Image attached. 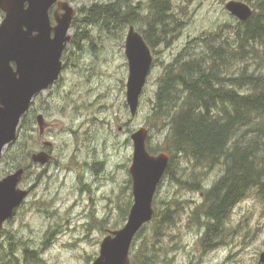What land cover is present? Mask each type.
<instances>
[{"label":"rangeland","instance_id":"rangeland-1","mask_svg":"<svg viewBox=\"0 0 264 264\" xmlns=\"http://www.w3.org/2000/svg\"><path fill=\"white\" fill-rule=\"evenodd\" d=\"M94 1L115 0L77 2L89 6ZM130 1L135 5L138 0ZM227 1L230 0H174L172 11L181 25L167 31L152 49L153 64L134 116L130 114L125 97L128 64L124 42L128 25L114 24L107 28L96 23L86 27L79 22L85 17H76L78 26L69 30L74 42L69 41L68 50L66 48L62 56L64 68L58 80L39 92L37 99V107L50 113L47 121L52 126L50 137L46 138L58 146L55 152L59 161L46 169L47 174L32 168L28 175L33 188L29 197L0 230V241L7 240L6 245L8 239L13 241L18 255L22 256L28 247L42 261L24 264H88L98 256L100 242L108 231L124 225L127 215L123 216V211L127 205L129 211L133 202L128 172L133 153L130 134L140 127L148 128L146 146L154 150L151 154L161 152L158 148L164 142L166 131L152 127L148 118L157 80L164 66L183 52L186 44L189 46L186 47L187 56L191 57L193 50L198 54L196 48L201 45L189 44L190 41L219 26L235 27L238 19L226 10ZM137 13L143 15V21L139 18L131 25L138 29L143 27L144 21L148 25L147 10L140 8ZM163 13L170 15L166 9ZM36 137H39L38 126H33L29 135L25 120H21L17 140L11 143L14 163L24 162V144ZM8 158L9 145L0 158V174L9 170ZM80 159L89 162L81 165ZM178 164L185 168L187 180L196 176L200 188H180L165 177L159 183L154 195L159 208L171 199L180 200L174 225L165 229L166 236L155 247L163 259L161 264H258L264 250L262 204L254 196L240 201L223 227L224 234L204 242L207 220L196 215V207L202 202L200 191L211 186L224 171L221 167L204 168L180 157ZM175 167L174 162L172 169ZM85 182L88 186H83ZM37 194L42 201L36 199ZM172 204L175 206L174 202ZM149 226L145 227V234L150 232ZM142 247V241L136 238L131 252Z\"/></svg>","mask_w":264,"mask_h":264},{"label":"trees","instance_id":"trees-1","mask_svg":"<svg viewBox=\"0 0 264 264\" xmlns=\"http://www.w3.org/2000/svg\"><path fill=\"white\" fill-rule=\"evenodd\" d=\"M127 1L92 4L85 9L84 21L79 22L86 27L96 23L107 28L114 24L130 25L134 23L131 11L135 7ZM244 1L253 9L246 21H237L233 28L225 25L203 33L189 42L201 45L196 48L198 54L193 50L189 57V50H184L164 66L148 115L152 127L166 131L158 148L170 156L165 178L180 188H200L196 176H190L191 181L185 178L179 157L204 168L221 167L224 171L202 190V202L196 207L197 216L212 222L207 224L204 242L224 234V223L232 208L245 198L254 196L264 211V0ZM154 7V12L147 16L148 31L161 40L167 31L179 28L181 21L175 13H163L168 10V3L160 2ZM73 26H78L76 18ZM143 37L150 47L155 46L153 38L145 34ZM147 150L154 151L150 146ZM174 162L176 167L172 169ZM172 203L159 208L157 200H153L152 220L134 238H139L143 247L130 253L131 264H161L163 259L155 247L166 236L165 229L174 225L180 209L178 200ZM128 212L127 205L123 216ZM148 225L150 232L145 234ZM147 243L151 246H144ZM6 244L7 240L0 241V264L42 262L33 249L26 247L20 256L14 251L13 241L8 239Z\"/></svg>","mask_w":264,"mask_h":264},{"label":"water","instance_id":"water-1","mask_svg":"<svg viewBox=\"0 0 264 264\" xmlns=\"http://www.w3.org/2000/svg\"><path fill=\"white\" fill-rule=\"evenodd\" d=\"M56 0H0L5 17L0 22V158L3 149L17 139L18 126L31 101L47 89L61 73V56L70 41L74 11L59 3L64 13L52 25L49 8ZM27 4V6L25 5ZM226 10L240 21L252 15L251 7L230 0ZM124 54L128 64L125 83L126 104L134 116L140 95L153 63L150 48L130 25L125 36ZM39 127L42 126L39 116ZM148 129L140 127L130 135L133 153L128 168L132 181L133 203L124 225L108 231L101 240L98 256L88 264H130V248L137 232L152 220L153 197L169 162V154H150L146 149ZM33 161L48 162L47 154L33 155ZM23 168L0 179V228L25 199L27 191L18 187ZM264 263V250L259 255Z\"/></svg>","mask_w":264,"mask_h":264},{"label":"flooded vegetation","instance_id":"flooded-vegetation-1","mask_svg":"<svg viewBox=\"0 0 264 264\" xmlns=\"http://www.w3.org/2000/svg\"><path fill=\"white\" fill-rule=\"evenodd\" d=\"M77 1L78 0H56V2H54V4L48 10V18L50 19L51 24L55 25V19L56 18H61L62 14L64 13L63 9L59 7V3L60 2L61 3L66 2V3H68L71 6V8L74 11V16H73L74 18H76L77 16H80V15L84 16L85 15V9L88 6H86L85 3H79ZM124 1H127V0H124ZM127 2H129L131 7H135L134 11H131L129 9L131 11L132 18L134 17L133 18L134 22L137 21L139 18H140L141 21H143V15L140 14V13H137V11L140 12V8H141L142 11L144 9H146L148 14L150 15L152 12H154V8H155L154 6H157L158 3H160V2L168 3V8L167 9L170 12V14L174 15V12L172 11V9L174 8V0H138V1H135V5L130 0H128ZM95 3H102V1L101 2L94 1L89 6H91L92 4H95ZM103 3H106V2H103ZM25 5L27 6V4H25ZM124 6L126 7L125 9L128 10V7H127L128 4H125ZM141 15H142V17H141ZM137 16H138V18L136 19ZM4 17H5V12L0 8V22H1V20ZM144 23H145V21H144ZM144 23H141V25L143 26L142 28L138 29V28L134 27L135 30L142 37L145 34V35H149L150 38H153L154 45H157V43L159 44V42L161 40H157L154 37H152L149 34L150 32L148 31V25H145ZM130 25H128V26H130ZM127 31H128V28H127ZM143 39H144V37H143ZM70 41H71V43L74 42V39L72 38V36H71V40ZM144 41L147 44V46L150 48V51L152 52V49L154 48V46L150 47V45L146 42L145 39H144ZM186 47H189V46L186 44V46H184L182 51L186 50L187 49ZM66 48H65V50H66ZM65 50H64L63 54H65ZM67 50H68V48H67ZM63 54H62V56H63ZM152 54H153V52H152ZM61 59L63 61L62 62L63 63L62 69H63L64 68V60H63L62 57H61ZM39 96H40V93L37 94L33 98V100L31 101V104L29 106V109L27 110V112L23 116V118L25 120L27 133L29 135L32 134L33 126L37 125L38 126V135H39V137H36L34 140L32 138H30L29 141L26 140V142L24 144V160H23L24 162L20 166H16V164L14 163V158L11 157V143H10L9 144V158H8L9 159V170L7 171L6 174H4V173L0 174V179H1L4 176H6L7 174H11V173L15 172L18 168H23L24 171H23L22 178H21L18 186H19V188L26 190L27 194H26V197H25V199L23 200L22 203H24L26 201V199L29 197V195H30V193H31V191L33 189L32 186H31V182L28 181V178H29L28 175L31 174L32 168H39L42 172H46V169H48V167H50L52 164L53 165L56 164L59 161L58 157H57V152H55V148H57L58 146L56 145V143H54L53 141H51V140L46 138L47 136L50 137V128H51L52 125L47 121V115L50 114V113L46 112L45 110H41L40 108L37 107V99L39 98ZM61 108H64V107H61ZM53 110L54 109H52V111ZM39 116H41V120H40V122L42 124L41 127H39V123H38L39 122V119H38ZM75 131H76L75 129H72V132H75ZM32 142H34V144H32ZM37 153H45V154H47L48 162H46L44 164H41V163H38V162H34L33 161V155L37 154ZM85 162H89V161L87 159L85 161L80 159L81 165H83ZM93 163H95V162H93ZM39 174L43 175V173H39ZM45 174H47V172ZM98 177L101 178V175H98ZM104 178L105 177H102V179H104ZM36 184H37V182H36ZM33 186H35V185H33ZM83 186H88V183L85 182ZM82 189L88 190L87 187H83ZM200 193L202 194V198H203V191H200ZM38 198H39L40 201H42V197H40L39 194L36 195V199H38ZM17 208H15L13 215L16 213ZM13 215H12V217H13ZM12 217L10 219H12ZM229 218H230V216H229ZM228 220H226L225 224L229 222ZM208 223H212V222H210L208 220L206 221V223L204 225V228H206L205 229V233L208 230V225H207Z\"/></svg>","mask_w":264,"mask_h":264},{"label":"bare ground","instance_id":"bare-ground-1","mask_svg":"<svg viewBox=\"0 0 264 264\" xmlns=\"http://www.w3.org/2000/svg\"><path fill=\"white\" fill-rule=\"evenodd\" d=\"M160 6V5H159ZM117 7V6H116ZM157 11V10H156ZM158 15H159V13H157ZM158 15H156V16H158ZM158 18V17H157ZM160 18V17H159ZM157 21H159V20H157ZM194 52V51H193ZM184 62V61H183ZM147 147V146H146ZM182 160H184L183 158H182ZM188 161V160H187ZM185 167V166H184ZM182 168V167H181ZM187 170V169H186ZM186 175V174H185ZM167 180H168V178H167ZM172 181V180H171ZM170 181V182H171ZM174 182V181H173ZM176 185V184H175ZM171 201V200H170ZM169 201V202H170ZM180 201V200H179ZM167 203V202H166ZM173 205V204H172ZM163 206H165V205H163ZM168 206V205H167ZM167 206H165V207H167ZM182 206V205H181ZM233 209V208H232ZM164 210V209H163ZM202 218V217H201ZM198 220V219H197ZM202 220V219H201ZM195 221V220H194ZM201 222H203V221H201ZM197 223V222H196ZM200 224V223H199ZM205 224V223H204ZM225 224V223H224ZM207 226V225H206ZM221 227H222V225H221ZM206 229V228H205ZM206 235V234H205ZM214 237V236H213ZM211 238V237H210ZM204 239V238H203ZM202 239V240H203ZM222 240V239H221ZM221 240H220V242H221ZM219 241V240H218ZM224 241V240H223ZM202 243H203V241H202ZM214 243V242H213ZM204 245V244H203ZM215 246V245H214ZM26 248V247H25ZM28 252H30L29 250H28ZM31 253V252H30ZM26 254V253H25ZM32 254H34V253H32ZM36 254V253H35ZM29 255V254H28ZM24 257V256H23ZM25 257H27V254H26V256ZM27 260H30V259H27ZM25 261V260H24ZM31 261V260H30Z\"/></svg>","mask_w":264,"mask_h":264}]
</instances>
